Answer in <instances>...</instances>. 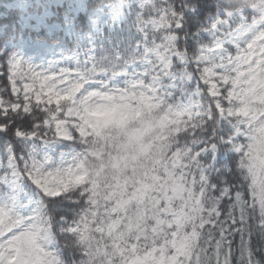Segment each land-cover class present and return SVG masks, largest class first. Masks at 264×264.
I'll list each match as a JSON object with an SVG mask.
<instances>
[{
    "label": "snow or ice",
    "instance_id": "1",
    "mask_svg": "<svg viewBox=\"0 0 264 264\" xmlns=\"http://www.w3.org/2000/svg\"><path fill=\"white\" fill-rule=\"evenodd\" d=\"M0 264H264V0H0Z\"/></svg>",
    "mask_w": 264,
    "mask_h": 264
}]
</instances>
